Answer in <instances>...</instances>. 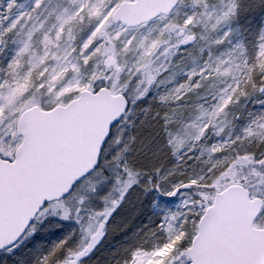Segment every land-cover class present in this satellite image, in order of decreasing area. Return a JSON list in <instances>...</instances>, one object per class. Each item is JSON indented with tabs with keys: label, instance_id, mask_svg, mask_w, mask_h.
<instances>
[{
	"label": "rangeland",
	"instance_id": "rangeland-1",
	"mask_svg": "<svg viewBox=\"0 0 264 264\" xmlns=\"http://www.w3.org/2000/svg\"><path fill=\"white\" fill-rule=\"evenodd\" d=\"M122 1L106 0L105 7L108 4H120ZM233 4H235V8L229 11L233 8ZM34 6L35 0H0V83L7 80L14 85V81L24 75L35 61V58L43 52L42 41L44 34L54 35L55 26L58 24L57 17L64 13L65 9L71 11L74 7L72 0H43L40 7L33 11ZM263 6L264 0H201L199 3L196 0H180V3L170 15L160 16L147 24L125 28L123 25L115 24L111 21L106 26L107 36L100 35L97 37V41L99 44L109 47L111 52L95 56L92 62L87 66L81 67L78 73H69L68 79L75 75L77 80L88 82L91 75L96 74L97 78L90 81L91 87L89 89L95 88L97 82L102 83L103 81L113 87V82L115 81L116 88H113L114 91H129L133 93V90H135L133 93L135 101L129 117L118 127V133L113 142L114 147L116 145L122 147V143H117V138L122 141H128L131 144L124 157L126 163L139 172L141 171L140 173L152 172L156 167L162 168L165 172L170 170L173 175L168 177V180L176 182L182 179L175 175L176 172L182 175L201 172L209 167L206 161L209 159L208 149L211 145L235 141L238 137L241 142L233 144L228 154L234 155L244 150L250 152L258 150L257 159L262 158L260 154L264 153V141L255 137L248 140L244 139V129L253 126V121L258 117L264 116V92H260L258 87L256 89H252L250 86L247 87L248 95L240 96L237 100H234L225 113L216 117L214 124L208 127L207 135L203 139L195 141L188 138L194 136L196 132L191 127L186 128L185 125H189L192 122L199 124L202 121H207V113L202 115L203 110L207 109L208 112H211L213 106L220 102L221 97L225 94L224 90L229 89V86L234 84L235 69L233 73L228 75H220L209 69L206 73L208 78L201 81V86L186 95L194 98L193 106L188 111L191 112V115L186 118L183 116L185 109L182 104H178L176 101L165 103L160 100V97L167 95L180 83L186 81L189 72L195 71L199 74L206 64H210L212 69L215 68L219 60L226 61L222 68L239 65L244 60L249 65L253 64L257 55L258 45L261 42L260 37L264 34V10L258 11V8ZM225 12H229L228 18L218 22L217 18ZM189 16H194L196 22L187 27L185 32L182 33L179 25H182L183 21ZM94 23V20L89 21L86 18L83 22L74 24L72 26V34L75 39L59 41V47L54 48L53 51L61 53L69 45L78 48L80 43L89 35ZM189 32L194 34L193 40L180 43L184 35ZM117 33H119L118 36L116 35ZM224 33H229V35L224 37L222 43H216L219 38L224 36ZM153 40H159L160 42L148 57V60L151 62L150 67L154 71H158V75L154 82L149 85L143 71H137L136 66L140 62L145 48ZM26 43L28 44V51L21 57V67L17 69V74L14 75L8 71V65L17 57V53L20 52ZM180 48H184V52L187 51V53L178 52ZM77 54L73 53V57ZM107 55H114L117 63L121 65L119 71L113 65L105 63ZM56 63L55 60L48 61L50 70ZM73 63L79 64L80 61L73 59ZM242 75L243 72L235 74L236 78ZM195 79H199V75ZM254 79L257 85L264 82V73L257 72ZM145 88L148 91L143 97H140L139 93ZM2 91L6 96L7 88ZM79 92L74 87H70L64 93L60 103H66L70 98L78 95ZM38 95L42 104H46L53 99L47 93H38ZM176 104L179 106H176ZM171 109H177L176 122L172 125L171 130L179 131L182 136L188 138L186 145L175 156L170 153L169 148L166 146L168 137L162 123L164 113L169 112ZM14 119V115L8 116L4 120L3 125H0V151L10 157L13 156L16 147L21 141L20 136L17 134L16 126L13 125L11 130L15 132L14 135L11 134L8 128V125ZM146 126L148 128L156 126L155 132L157 136V138H151V142L149 141L148 143L156 147L155 153L151 151V158H155V160L149 159L147 162L142 158L140 145L138 144L137 146L135 144L132 146L133 143L140 140ZM130 137H135L133 143L129 140ZM112 149V153L106 158L109 163L105 165L111 167L114 174H118V171L121 172L122 170V165L118 166L116 162L112 161V156L120 148ZM177 156H179V159ZM254 169L256 170L255 172L252 170L251 163L242 165L240 168L236 166L234 178L226 177L219 186L214 187L221 189L230 183L239 182L246 185L254 196H264V173L260 169ZM163 174L164 172L161 173V175ZM138 181L137 186H134L133 190L113 213L112 223L108 229V232L110 231L113 234L116 224H119L121 215L131 214L133 217L135 210L139 209V205L142 203L148 210L144 227L137 230L136 235L132 239L133 242L126 247V257L119 264H125L129 253L133 249L151 253L157 245L164 243L166 234L160 231L158 226L164 223L165 217L168 220H172L173 214H183L184 219L181 221V225H183L188 220L189 215L201 213L202 207L212 200L214 196L209 187L202 194L196 196H193L192 193L186 195L184 190L177 192L173 196H168L164 193V189H154L153 185L148 183V180L138 177ZM96 184V182L90 184L85 181L80 186L86 185L87 187L90 185V189L88 187L87 189L91 190L92 195H95L94 198H98L99 195L108 197L103 204L110 207L111 199L119 197L117 189L120 185L116 181L107 183L102 188L101 193L97 195L95 193ZM86 187L80 189L82 190L81 192L86 191ZM68 200H71V198L62 201L65 207H68ZM185 200L202 207L185 208L183 207ZM77 201L81 205V199L79 198ZM96 205L101 206L102 204L96 203ZM76 208L79 207L76 206L74 211ZM60 210L58 208L56 215H53L51 208H49L47 217H40L37 220L36 230L24 240L22 247L20 246L21 248L17 253L20 260L18 264L26 262L25 257L32 248L30 260L26 264H40L41 257L47 254L52 246L58 242L56 236L51 233H56L63 222L70 224L72 221L71 217L69 218L71 221L59 217L58 213ZM79 220L78 227H82V231H79L77 243H79L81 237L85 239V236H87L83 230L84 228L92 224L91 231H94L95 224L97 226L96 215L86 219L79 218ZM189 220L191 221V218ZM172 223L175 224L176 221H172ZM255 225L264 227V209L262 214L256 219ZM42 228L44 234L40 233ZM184 234V231L178 230L176 239L164 250V254L160 255L157 253V255H160V260H157V264L167 258L173 250L183 251L184 249H187V251L182 257L181 264L190 263V243H183V246L178 247L179 243L183 241ZM127 241H130V239ZM29 243L32 248L27 246ZM65 255L66 251L65 253H59L57 259L62 260ZM152 259H155V257H152ZM146 264H149V262L146 261Z\"/></svg>",
	"mask_w": 264,
	"mask_h": 264
},
{
	"label": "snow or ice",
	"instance_id": "snow-or-ice-1",
	"mask_svg": "<svg viewBox=\"0 0 264 264\" xmlns=\"http://www.w3.org/2000/svg\"><path fill=\"white\" fill-rule=\"evenodd\" d=\"M43 0H35V9L39 8ZM197 3L201 0H196ZM106 0H72L73 9L69 11L65 9L64 13L57 17L58 24L55 26L56 31L54 35L45 33L43 36V52L41 55L35 58V61L31 64V67L24 73L22 77H18L14 81V85L10 84L7 80L0 83V125H3L4 120L11 115L15 116V119L8 125L11 134H15L11 131L13 125L16 128L25 129L27 127L28 120L36 116H47L49 111H55L56 106L60 103L64 93H66L70 87H74L76 90L83 92L91 87V80L97 78L96 74H92L90 80L85 82L83 80H77L75 75L68 79L69 73L76 74L80 71L81 67L87 66L97 55H105L111 52L109 47L99 44L97 37L100 35L107 36L105 31L106 26L113 19H121L125 22H129L127 16L120 11V4H108L105 7ZM170 5L164 6V11L167 12ZM233 8L229 11H232ZM229 16V12H225L222 16L218 17V22L226 20ZM89 21L94 20L95 23L90 30L89 35L83 40L79 47H73L69 45L64 48L63 52L58 53L53 51L54 48L59 47V41L63 39L72 40L75 37L72 34V26L76 23L83 22L85 19ZM196 22L194 16L187 17L182 25H179L180 31L183 33L185 29ZM176 26V25H172ZM126 30V29H125ZM117 36L119 33L116 34ZM229 33H224V36L219 38L216 43H222L224 37H227ZM194 34L188 33L184 35V38L180 43L192 41ZM260 43L258 45L257 55L253 64L249 65L246 60L242 61L239 65L229 66L222 68V65L226 63L224 60H219L214 69L210 64H206L204 68L197 74L195 71L189 72L187 80L180 83L174 90L169 92L167 95H162L160 100L167 103L168 101H176L178 104L182 101L183 97L193 90L198 89L201 86V81L207 79L206 73L211 69L220 75H228L234 72V84L229 86V89H225V94L221 97L218 104L213 106L212 111L208 112L204 109L202 115L207 113L208 119L206 122L201 123L192 122L185 127H191L195 130L196 134L188 138L199 141L207 135V129L210 125L214 124L216 117L226 112L227 108L237 100L240 96L248 95L247 87L252 89L259 88L260 92H264V82L257 85L254 76L257 72L264 73V34L260 37ZM159 40H153L150 45L145 48L144 54L141 57L140 62L136 66L137 71H143L147 83L150 85L157 78L158 71H154L150 67V60L148 57L151 55L153 50L159 44ZM131 43V41H129ZM126 50V49H125ZM28 51V44L26 43L20 52L17 53V57L14 58L8 65V71L17 74V69L21 67V57L25 52ZM73 53H78L73 57ZM73 59L80 61L79 64L73 63ZM55 60L57 63L54 67L49 68L48 61ZM106 64L113 65L117 71L121 68V65L117 63L114 55H107L105 60ZM243 72L242 76L236 78L235 74ZM35 73V77H34ZM199 75V79H195ZM195 82L193 83V81ZM66 81V84H65ZM7 88V95L3 94V89ZM113 88H116L115 81L113 82ZM103 91V90H101ZM148 91L145 88L139 93L140 97H143ZM38 93H47L52 96L53 99L46 104H42L39 99ZM125 107H127V101L125 100ZM177 115V109H171L169 112L164 113L162 123L167 132L166 146L169 148L172 155L177 153L186 145L187 139L182 136L179 131H172V125L176 122L175 118ZM116 121H112L109 126L111 129ZM245 140L250 138H258L264 141V116L258 117L253 121V126H249L244 129ZM219 134V133H217ZM111 139V131L105 135L104 140L101 141L100 149L95 153L94 160L91 167L86 172H82L76 175L74 179H71L70 183H66L65 186L58 191L56 203H49L48 200L38 199L32 207L25 211L20 212L14 220L9 221L2 209H0V249L7 248L9 252H12L14 248L18 247L17 241L26 233L31 234L36 230L35 221L39 220L40 217H47L49 208L51 213L56 215L57 209H61L59 217L68 219L71 215L72 210L65 207L62 198L67 197L73 193L74 188L80 182L82 176H86L93 170L100 171V161L102 155L105 153V146ZM130 141L134 142L135 137H130ZM241 142L238 137L235 141L226 142L224 144H213L208 149V161L209 164L207 169L201 172H192L182 174L183 178L171 182L168 177L172 176L173 173L164 171L160 167H156L152 170L154 179L150 175L148 180L149 184L153 185L154 189H164V193L168 196H173L177 192L184 190L185 194L192 193L193 196L202 194L208 186H219L221 181L226 177H235V169L238 165L245 164H259L264 166V158L257 159L254 152L247 150L239 151L234 155L228 154L233 144ZM117 143H122V147L119 151L113 154L112 161L116 162L118 166L122 165L123 177L118 175L116 177V183L120 185L117 189L119 191V197L111 199V206H105L104 208L97 211V216H103V219L99 221L95 231H91L92 224H89L87 228H84L88 240L85 243L84 238L81 237L79 243L75 246H71L72 233L67 234L64 238L56 242L47 254L40 259V264H80L83 257L89 255L99 241L105 235L109 220L112 218L113 213L133 190L134 186L139 183L138 176L139 171L130 166L125 162L124 157L126 152L130 149L131 144L128 141H122L117 138ZM203 155V153H201ZM264 157V153L260 154ZM179 159V156H177ZM199 159V157H197ZM109 163L105 161V164ZM255 172L256 170L253 169ZM164 172L163 175L161 173ZM81 201L84 199L80 198ZM103 200H107L108 197H101ZM183 207L194 208L202 207L201 205H195L189 200L183 202ZM75 211L79 213L80 209L76 208ZM203 213H193L196 219L199 220ZM190 218V217H189ZM184 219V215L177 213L173 214L172 220L164 218V223L158 227L160 231L165 232L166 238L163 244L157 245L155 250L151 253H146L140 249H133L125 261V264H157V260H160V255L164 254V250L176 239L177 231H184L188 236V242L192 243L191 235L187 233V224L181 225V221ZM172 221H176L175 224ZM42 222V221H41ZM76 222L80 220L77 217ZM195 224V221L193 222ZM66 251V255L62 260H58L57 257L60 252ZM187 249L183 251L173 250L169 256L160 261V264H181L182 257ZM159 253L160 255H157ZM155 257V259H152Z\"/></svg>",
	"mask_w": 264,
	"mask_h": 264
},
{
	"label": "water",
	"instance_id": "water-1",
	"mask_svg": "<svg viewBox=\"0 0 264 264\" xmlns=\"http://www.w3.org/2000/svg\"><path fill=\"white\" fill-rule=\"evenodd\" d=\"M178 1H124L120 11L129 22L112 21L137 26L169 14ZM165 5H170L167 12ZM125 100L107 87L96 92L86 89L47 116L30 118L26 130L17 128L23 141L14 160L0 156V209L9 221L38 199L58 200V191L91 167L112 121L118 123L127 111ZM263 204V198L251 197L241 184L218 191L199 221L190 247L191 264H264V227L254 224Z\"/></svg>",
	"mask_w": 264,
	"mask_h": 264
},
{
	"label": "trees",
	"instance_id": "trees-1",
	"mask_svg": "<svg viewBox=\"0 0 264 264\" xmlns=\"http://www.w3.org/2000/svg\"><path fill=\"white\" fill-rule=\"evenodd\" d=\"M259 10L263 11L264 10V6L262 8H258V11ZM183 49L184 48H180L178 50V52H180V51L184 52ZM185 53H187V51L184 52V54ZM104 84H106V83H104ZM134 92H135V90H133V93ZM133 93H130L129 91L125 92V94L129 97V99H130L132 104L135 101ZM193 103H194V98L191 97L190 95L189 96L185 95L183 97L182 101L179 104H182L184 106L183 107L185 109V113L184 114L188 113L187 108H190L191 106H193ZM176 106H179V105L176 104ZM155 128H156V126L155 127H151V128H148L146 126V129L143 130V133H142V136H141L140 140L135 142V143L132 142L133 143L132 146H134L135 144H137V146H138V144L140 145V147H141L140 152H141L142 158L146 162L149 159H152V161L155 160V158H151V155H152L153 152L155 153L156 147H155V145L151 146V145L148 144L149 141L151 142V138H153V139H154V137L157 138L156 132H155ZM151 147H152V149H151ZM116 148L119 149V148H121V146L120 145H116ZM151 151H152V153H151ZM253 152L256 154V157H257L258 150H255ZM108 155H109L108 154V148H106L105 149V153L102 155V160H101V164H100V171H95L90 176H88L85 180L82 181V182H85V181L89 182L90 184L93 183L94 181L101 182V184L99 186L95 187V189H96L95 193L97 195L101 193L102 188L107 183L109 184V183H112L113 181H116V177L118 175L123 177V171L122 170H121V172L118 171V174H116V173L114 174L112 172L111 167L105 165V161H106V158H107ZM149 156H150V158H149ZM262 158H264V157H262ZM238 166L240 168L242 165H238ZM254 168L260 169L264 173V166H261L259 164H252V170ZM185 174H187V173H185ZM150 175L154 179V174L152 172H142V173H140V175L138 177L146 179V180H149ZM175 175L178 176L179 178H183V176L181 174L177 173V172L175 173ZM80 185H78L76 187V189L73 191V193L70 196H68L66 199H63V200H67V199L71 198L73 203H72L71 200H68L69 203H67V205L72 211H74V208L78 205V204H76V202H77V200L75 199L76 196H78L80 194L87 195V197L84 199L85 202L83 203V205H84L85 208L83 210L86 211V212H89L92 209L96 208L94 206V204H93L95 195H92L91 190L90 191L88 190V189H90L89 188L90 185L87 186L88 189H87V187L85 185H82V186H80ZM84 186L86 187V189H85L86 191L81 192L82 190H80V189H83ZM208 187H209V189H211L210 191L212 193H215L218 190V188H219V187H214V186H208ZM258 194H260V193H258ZM73 199H75V200H73ZM97 200L101 201L102 199H101V197L98 196ZM56 202H58V201H56ZM56 202H53V203H56ZM210 202H211V200L208 201L202 207V212L210 204ZM60 211H59V213H60ZM147 211L148 210L145 208V206L142 203L141 205H139V209L135 210V214H134L133 217L131 216V214H122L121 217H120V220H119V224H116V227L114 228L113 234H112V236H114V239H115L114 242H113L114 247L110 246V247H108V249L103 250V252L100 254V256L98 258H96L95 260H93L90 264H107V262H109L110 260H113V262H115L116 260L120 259L121 255H122V252H125L126 249H127L126 247L133 242L132 239H133L134 235H136L137 230L138 229L140 230L142 227H144V221H145V217L147 215ZM59 213H58V216H59ZM70 217L72 218V216H70ZM189 217L191 218V221L189 220L190 219ZM189 217H188V220H186L185 223L188 226L187 227V230H188L187 233L191 235V239H192V237L195 234L196 228H197L198 220L196 219V216L193 215V213L191 215H189ZM194 221H195V224H193ZM43 233H44V231H43ZM184 235L185 236L183 238V241H181V243H179L178 247L183 246L182 245L183 243H187V241L189 239V236L186 233ZM128 239H130V241H127ZM56 240L59 241L58 237H56ZM20 248L16 249V251H15L16 253H15L14 256H8V254H6V256H5V254H4V257H3V260L1 262V264H18L20 260L18 259L17 253H18ZM32 249H30L29 250V254L26 255L27 258L25 257L26 262L24 264H26L30 260V257H31L30 253L32 252Z\"/></svg>",
	"mask_w": 264,
	"mask_h": 264
},
{
	"label": "flooded vegetation",
	"instance_id": "flooded-vegetation-1",
	"mask_svg": "<svg viewBox=\"0 0 264 264\" xmlns=\"http://www.w3.org/2000/svg\"><path fill=\"white\" fill-rule=\"evenodd\" d=\"M79 213H77L76 211L73 212V227L71 228H67V227H63L62 228V232L60 233V239L64 238L67 234L72 233V240H71V246H75L77 244V238L79 236V231H82V227H78V223H76V219L77 217L80 219H86L90 216L93 217V215L95 216L97 212H95V210L86 212L83 210V206L79 205ZM97 224L99 223L100 220L103 219V216H97ZM112 219V218H111ZM111 219L109 220L107 229L105 231V235L103 236V238L99 241V243L95 246V248L93 249V251L82 258V260L80 261V264H90L93 260H95L96 258H98L100 256V254L103 252V250L108 249V247L112 246L114 247V237L112 236V233L109 231L108 229L111 225ZM94 229H96V224L94 226ZM95 231V230H94ZM88 240V236H85V243ZM15 249V248H14ZM14 251V250H13ZM65 251H67L66 249L63 251V253H65ZM8 252V250L6 251ZM127 255V251L122 252V255L120 257V259L116 260L115 262H113V260H110L109 262H107V264H119L120 261L125 258Z\"/></svg>",
	"mask_w": 264,
	"mask_h": 264
}]
</instances>
